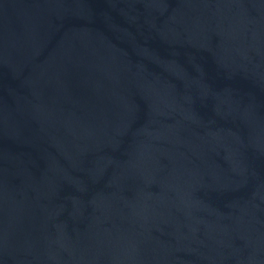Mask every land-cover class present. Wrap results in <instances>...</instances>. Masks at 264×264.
<instances>
[{"label": "water", "instance_id": "1", "mask_svg": "<svg viewBox=\"0 0 264 264\" xmlns=\"http://www.w3.org/2000/svg\"><path fill=\"white\" fill-rule=\"evenodd\" d=\"M0 264H264V0H0Z\"/></svg>", "mask_w": 264, "mask_h": 264}]
</instances>
